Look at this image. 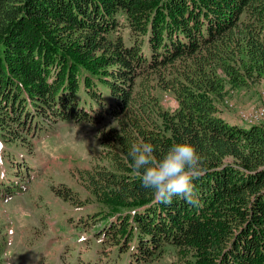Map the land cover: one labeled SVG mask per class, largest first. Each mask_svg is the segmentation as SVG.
<instances>
[{"label":"trees","instance_id":"16d2710c","mask_svg":"<svg viewBox=\"0 0 264 264\" xmlns=\"http://www.w3.org/2000/svg\"><path fill=\"white\" fill-rule=\"evenodd\" d=\"M261 78L264 0H0L1 139L30 148L62 123L99 131L86 199L53 186L94 228L86 264H264V124L220 106ZM140 141L157 158L197 148L198 206L154 202L128 156ZM21 162L16 178L0 174L2 198L30 184Z\"/></svg>","mask_w":264,"mask_h":264},{"label":"rangeland","instance_id":"374dc122","mask_svg":"<svg viewBox=\"0 0 264 264\" xmlns=\"http://www.w3.org/2000/svg\"><path fill=\"white\" fill-rule=\"evenodd\" d=\"M262 80L248 81L232 90L220 105L224 117L231 116V120L246 126L242 114L264 107V90L259 86ZM260 120L258 123L264 124V117ZM24 142L30 148L7 143L0 136L2 180L16 178L13 172L22 165L21 161L32 164L31 182L26 191L0 196V238L2 234L5 238L2 263L86 264L94 247V228L78 226L76 219L82 210L65 202L53 186L66 184L86 199L88 193L80 173L90 167L96 154L99 131L88 124L62 123L48 136L42 134L39 139L28 138ZM7 153L8 158L3 160ZM7 165H11L10 169ZM172 259V255H166L154 264H168ZM89 264H96V260L91 259Z\"/></svg>","mask_w":264,"mask_h":264},{"label":"clouds","instance_id":"9594fccd","mask_svg":"<svg viewBox=\"0 0 264 264\" xmlns=\"http://www.w3.org/2000/svg\"><path fill=\"white\" fill-rule=\"evenodd\" d=\"M264 90V80L260 82ZM151 142L132 143L128 156L135 176L141 186L152 190L154 202L171 204L174 197L184 200L191 206H198L200 201L193 181L204 171L203 158L190 142H177L160 158L155 155Z\"/></svg>","mask_w":264,"mask_h":264},{"label":"bare ground","instance_id":"6f19581e","mask_svg":"<svg viewBox=\"0 0 264 264\" xmlns=\"http://www.w3.org/2000/svg\"><path fill=\"white\" fill-rule=\"evenodd\" d=\"M242 117L244 121L249 122V123L258 122L260 119L264 117V107L261 106V107L256 108V110L254 109V111H251L249 113L248 112L243 113Z\"/></svg>","mask_w":264,"mask_h":264},{"label":"crops","instance_id":"0c3cea01","mask_svg":"<svg viewBox=\"0 0 264 264\" xmlns=\"http://www.w3.org/2000/svg\"><path fill=\"white\" fill-rule=\"evenodd\" d=\"M231 117V116H230ZM230 117L228 118L231 122H235V123H238V121H235V120H231ZM246 123V122H245ZM239 124V123H238ZM247 126V125H246Z\"/></svg>","mask_w":264,"mask_h":264}]
</instances>
